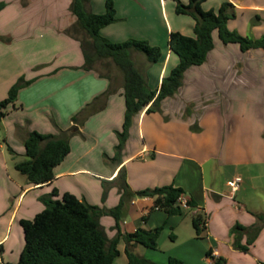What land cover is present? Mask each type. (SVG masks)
<instances>
[{
	"label": "crops",
	"instance_id": "crops-1",
	"mask_svg": "<svg viewBox=\"0 0 264 264\" xmlns=\"http://www.w3.org/2000/svg\"><path fill=\"white\" fill-rule=\"evenodd\" d=\"M106 1L87 0V9L102 14ZM113 1L117 20L100 34L115 43L146 40L162 49L156 63L139 51L131 52L149 88L158 93L163 78L179 64L169 48L170 34L193 37L196 22L190 15L178 14L174 0ZM0 3H5L0 11V101L13 86L29 82L19 90L14 105L7 107L0 130V264L5 259L18 261L25 245L20 221L31 220L44 210L41 197L57 189L55 198L68 192L90 205L112 210L121 204L120 173L125 174L130 191L116 216L103 214L99 220L109 240L118 238L116 259L129 264L128 253H132L167 264L170 256L153 253L158 247L150 249L125 239L139 228L163 226L190 256L196 252L197 259L178 256L183 264H214L213 256L225 257L227 264L264 263V227L249 253L235 250L230 235L237 223L251 227L262 222L258 217H264L263 194L254 193L257 182L264 189L259 181L264 179L262 50L243 52L238 44H224L214 31V48L207 61L185 72L183 85L174 96L163 99L153 112H147L151 103L135 116L122 155L116 159V132L123 130L126 112L122 75L110 59L94 58L90 68L86 66L83 42L88 37L72 12V0ZM224 3H230L236 15L228 21L229 30L254 40L264 37V0H206L201 6L205 11H218ZM248 58L261 63L247 64ZM111 84L115 91L104 109L82 125L74 124L73 117ZM74 125L77 133L71 136V151L55 167L52 182L33 185L15 169L17 162L25 160L24 142L29 133L57 135ZM184 136L196 139L195 145L186 143L191 147L187 152ZM8 146L16 157L9 155ZM237 177L242 182L233 192L230 182ZM171 184L182 188V198L195 207L169 216L152 210L154 198L136 195ZM199 212L206 217L203 241L209 243L211 258L203 256L205 248L192 223ZM246 240L244 236L242 243Z\"/></svg>",
	"mask_w": 264,
	"mask_h": 264
},
{
	"label": "trees",
	"instance_id": "trees-1",
	"mask_svg": "<svg viewBox=\"0 0 264 264\" xmlns=\"http://www.w3.org/2000/svg\"><path fill=\"white\" fill-rule=\"evenodd\" d=\"M176 2L178 14L190 15L195 20L194 36L180 32L170 34L169 48L178 56L179 64L170 75L163 78L159 92L149 88L145 75L136 67L131 52L143 53L151 63L158 62L162 57V49L146 40L129 39L124 42H111L101 36L100 31L116 22V9L113 0L106 1V11L96 14L87 9V0H72V12L77 18L79 27L86 33L88 41L83 42L86 66L90 68L97 59H110L113 66L121 73L125 91L126 112L123 130L116 132L119 143L115 147V158L119 159L129 138L134 118L145 107H151L147 112H153L163 99L174 96L183 85L185 72L192 66L203 65L208 54L214 48L213 32L218 31L224 44H238L243 52L260 49L264 52V37L251 39L235 31L229 30V20L235 18L231 11L232 5L224 3L218 9L205 11L202 3L206 0H189ZM5 3H0V11ZM29 82H22L12 87L9 96L0 101V130L2 121L7 115V107L14 105L19 90ZM114 84L87 105L78 116L73 117L74 124L82 125L92 114L101 111L107 100L114 93ZM76 126L59 134H42L37 131L29 133L24 145L25 160L15 164V169L26 176L33 185H44L55 178L54 169L60 165L71 151V136L75 135ZM9 153L16 157L15 151L8 146ZM121 204L112 210H103L98 206L88 204L72 193H64L61 198L57 189L49 195L41 197L44 210L31 219H22L20 224L24 231L25 245L17 262L4 264H114L119 255L118 238L109 240L101 227L100 217L103 214L116 216L122 207V202L130 189L125 174L120 173ZM185 191L175 185L145 189L136 193L139 197L154 198L152 210L164 211L169 216L181 215L185 207L181 198ZM107 196L105 187L103 199ZM187 207H195L192 201L186 202ZM262 222L245 227L237 223L230 231L233 238V248L247 253L264 227V217H258ZM196 236L201 238L206 226L203 213L192 217ZM163 226L152 230L137 229L134 233L125 235L128 242H135L150 249H156L158 238ZM244 236L247 237L242 243ZM2 252V247H0ZM208 256H212L209 250ZM129 264H159L151 260L128 253ZM214 264H227L222 257H212ZM167 264H182V261L171 258ZM264 264V263H260Z\"/></svg>",
	"mask_w": 264,
	"mask_h": 264
},
{
	"label": "rangeland",
	"instance_id": "rangeland-1",
	"mask_svg": "<svg viewBox=\"0 0 264 264\" xmlns=\"http://www.w3.org/2000/svg\"><path fill=\"white\" fill-rule=\"evenodd\" d=\"M237 47H238V45H236ZM231 58H234L235 57V55H234V53H232L231 54V56H230ZM246 63L247 64H257V63H261L260 62V60L259 59H251V60H249V58H248V60L246 61ZM232 128L233 127H231V130L230 131H232ZM190 141V143H193V145H195L196 144V139H192V138H189V137H186V136H184V143H185V145H184V147H185V149H184V152L186 151L187 152V150H189L191 147H188L187 145H186V143H188ZM9 153V152H8ZM225 155H228V154H230V152H225L224 153ZM234 155H236V156H238V152H235V153H233ZM9 155H10V153H9ZM207 174H208V171H207ZM262 174H264V171H263V173ZM261 174V176H263L264 177V175H262ZM259 181H261L263 184H264V179L263 180H259ZM259 183L260 182H257V191L256 192H254L255 194L257 193V195H258V197H261V195L263 194V197H261V198H263L262 200H264V189H262L261 188V186H259ZM251 192V190L249 189V193ZM103 196H104V194H103ZM106 199V198H105ZM104 200V199H103ZM189 217H191L190 215H189ZM171 236H172V232L170 233L169 231H162L161 232V234H160V236H159V238H158V245H157V247H158V249L157 250H153V253H156L159 257H161L162 255H167V256H170L171 258H174V259H178V260H180V261H182V259H180V258H178V256H183V258L185 257V258H191V259H195L196 258V256H197V254H196V252H194V254L193 255H189V253H188V250H187V248H181V247H179V244H180V241L179 242H174V240H172V238H171ZM206 238V233L205 232H203L202 233V237L200 238V242L202 243V245L204 246V252H203V256H205V254H208V252H209V243H208V241L207 240H205V241H203L204 239ZM20 250V248L18 247V248H15V251H16V253H17V250ZM173 250H175V251H173ZM200 250H203V247L201 246L200 247ZM238 251V250H237ZM250 251V250H249ZM20 252V251H19ZM239 252H241V251H239ZM249 253V252H248ZM155 254V255H156ZM169 257V258H170ZM4 258H5V256H4ZM170 258V259H171ZM182 258V257H181ZM189 258V259H190ZM225 258V257H224ZM197 259V258H196ZM226 259V258H225ZM6 260H10V259H5V262H7ZM156 260V259H155ZM159 260V259H158ZM168 260V259H167ZM152 261V260H151ZM0 262H1V259H0ZM154 262V261H153ZM183 262V261H182ZM261 263H263V262H261ZM114 264H128V263H125L124 262V259H116L115 258V260H114ZM183 264V263H182ZM260 264V263H259Z\"/></svg>",
	"mask_w": 264,
	"mask_h": 264
},
{
	"label": "built area",
	"instance_id": "built-area-1",
	"mask_svg": "<svg viewBox=\"0 0 264 264\" xmlns=\"http://www.w3.org/2000/svg\"><path fill=\"white\" fill-rule=\"evenodd\" d=\"M241 182H242V180H241L240 177H237V178H235L233 181L230 182V187H231V189H232L233 192H235V191L238 189L239 184H240ZM181 203H182V205H183L184 207H187V205H186V201H185L183 198H181Z\"/></svg>",
	"mask_w": 264,
	"mask_h": 264
}]
</instances>
